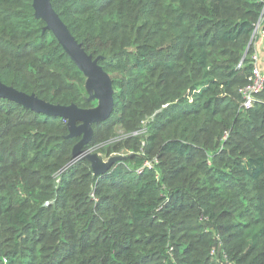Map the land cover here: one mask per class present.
Listing matches in <instances>:
<instances>
[{
  "label": "trees",
  "instance_id": "obj_1",
  "mask_svg": "<svg viewBox=\"0 0 264 264\" xmlns=\"http://www.w3.org/2000/svg\"><path fill=\"white\" fill-rule=\"evenodd\" d=\"M52 6L113 81L114 112L85 150L127 160L98 177L70 165L81 138L65 120L0 99V264H264V91L247 112L240 94L264 0ZM34 14L0 0V81L96 107Z\"/></svg>",
  "mask_w": 264,
  "mask_h": 264
},
{
  "label": "water",
  "instance_id": "obj_2",
  "mask_svg": "<svg viewBox=\"0 0 264 264\" xmlns=\"http://www.w3.org/2000/svg\"><path fill=\"white\" fill-rule=\"evenodd\" d=\"M35 18L46 23L44 31H51L64 51L76 64L86 78L85 88L88 93L87 101L97 102V106L91 109H82L77 105L70 106L53 105L39 99L35 94L28 95L8 87L0 81V99L14 102L35 113H41L51 117H60L67 122L69 135L67 139L81 138L73 148L70 165L78 161L87 160L91 164L95 177L109 172L118 163L127 160V156L117 155L105 159L99 153L85 150L91 142L94 131L93 125L108 120L115 108L113 81L109 74L99 65V59H94L87 54L71 34L66 24L62 21L52 6V0H33Z\"/></svg>",
  "mask_w": 264,
  "mask_h": 264
},
{
  "label": "built area",
  "instance_id": "obj_3",
  "mask_svg": "<svg viewBox=\"0 0 264 264\" xmlns=\"http://www.w3.org/2000/svg\"><path fill=\"white\" fill-rule=\"evenodd\" d=\"M258 41L264 42V9L259 21L255 25L249 47L255 46ZM251 65L252 70L248 76V83L240 90L242 97L241 108L245 112L255 108L256 104L260 102L259 95L264 91V68H261V56L254 48L251 55ZM146 131L147 128L145 131L136 132L134 135L145 133ZM155 165V162H146L143 168L152 169ZM212 255H214V252H212Z\"/></svg>",
  "mask_w": 264,
  "mask_h": 264
},
{
  "label": "crops",
  "instance_id": "obj_4",
  "mask_svg": "<svg viewBox=\"0 0 264 264\" xmlns=\"http://www.w3.org/2000/svg\"><path fill=\"white\" fill-rule=\"evenodd\" d=\"M255 51H257L261 56V68H264V42L258 41L254 46Z\"/></svg>",
  "mask_w": 264,
  "mask_h": 264
},
{
  "label": "rangeland",
  "instance_id": "obj_5",
  "mask_svg": "<svg viewBox=\"0 0 264 264\" xmlns=\"http://www.w3.org/2000/svg\"><path fill=\"white\" fill-rule=\"evenodd\" d=\"M252 48H254V46Z\"/></svg>",
  "mask_w": 264,
  "mask_h": 264
}]
</instances>
